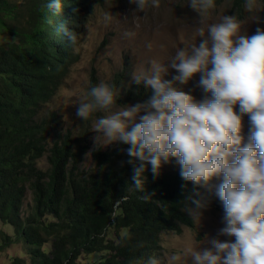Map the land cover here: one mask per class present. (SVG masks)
Returning a JSON list of instances; mask_svg holds the SVG:
<instances>
[{
    "label": "trees",
    "instance_id": "16d2710c",
    "mask_svg": "<svg viewBox=\"0 0 264 264\" xmlns=\"http://www.w3.org/2000/svg\"><path fill=\"white\" fill-rule=\"evenodd\" d=\"M48 2L0 0V33L17 38L0 44V222L14 228L12 234L0 230V252L23 241L30 261L18 256L13 264H146L161 248L162 232L196 228L184 200L200 188L183 180L180 169L157 177L148 165L145 191L138 192L131 185L129 145L122 142L93 149L95 167L83 169L87 138L59 132V114L42 111L81 58L77 48L96 0H63L61 15L51 13ZM232 2L239 11L246 0ZM61 22L76 32L75 46L58 33ZM126 75V67L117 74L116 92ZM98 84L94 76L92 87ZM149 95L134 83L117 103ZM43 158L46 169L38 165ZM148 192L150 199H141ZM215 194L204 196L220 210Z\"/></svg>",
    "mask_w": 264,
    "mask_h": 264
},
{
    "label": "clouds",
    "instance_id": "9594fccd",
    "mask_svg": "<svg viewBox=\"0 0 264 264\" xmlns=\"http://www.w3.org/2000/svg\"><path fill=\"white\" fill-rule=\"evenodd\" d=\"M130 3L137 12L160 7V0ZM189 6L199 14L196 32L204 39L184 44L167 62L153 58L147 70L133 71L132 82L150 93L144 102L113 110L115 86L101 82L81 95L76 116L85 123L93 120V132L100 133L95 137L98 147L115 142L129 145L131 185L140 193L146 188L147 166L158 177L172 158L185 181L203 188L214 179L220 181L216 195L222 202L223 227L218 235L229 239L205 237L203 243L198 239L187 243L167 257L168 264H264V29L245 34L238 14L207 23L217 7L215 0H189ZM244 7L254 16L261 11L258 0H246ZM47 9L61 15L63 0H49ZM111 19L105 15V20ZM57 31L70 45L77 44V34L67 22H61ZM170 70L177 74L166 79ZM197 74L196 86L205 94L200 100L185 90ZM152 195L148 192L141 199L147 201ZM184 201L187 213L202 221L210 206L208 198L195 191ZM205 243L210 247L202 248ZM146 264L160 261L152 256Z\"/></svg>",
    "mask_w": 264,
    "mask_h": 264
},
{
    "label": "rangeland",
    "instance_id": "374dc122",
    "mask_svg": "<svg viewBox=\"0 0 264 264\" xmlns=\"http://www.w3.org/2000/svg\"><path fill=\"white\" fill-rule=\"evenodd\" d=\"M101 1L96 0L95 8L82 36V44L77 48L81 56L80 60L73 66L71 74L65 80L56 97L42 111L43 116L51 112L59 114L60 121L57 123L59 132L71 131L74 136L83 135L87 138L91 150L84 158L83 169L85 170L95 167L91 151L99 148L96 145L95 137L100 133L93 132L92 119L85 123L76 116L78 107L76 103L81 95L92 87L94 76L99 80V84L105 82L115 85L117 74L124 72L126 67L127 78L122 83L124 89L117 91V100H119V93H125L134 84L132 82L134 70H147L148 61L153 58L167 62L184 44H191L196 40L199 43L204 39V37L198 38L196 28L199 26V14L189 6V0H160V7H148L144 12H137V6L130 3V0ZM258 3L261 5V11L254 16L247 12L245 7L239 11L235 9L232 0H222L216 4V9L212 10L207 23L218 22L223 15L238 14L244 21L245 34L253 35L257 28L264 29V2L258 0ZM106 14L111 15L110 21L105 20ZM256 19H259V22L255 21ZM207 23L204 25L205 30ZM128 33H132V35H128ZM16 40V36L0 33V44H12ZM105 41H107L106 45H104ZM148 45H151V48ZM174 74H177L175 70H170L169 75L165 78L171 79ZM198 80L199 74L185 86V90L200 100L204 98L205 94L196 86ZM122 97L125 95L123 94ZM138 102L144 101H129L124 105H134ZM124 105L116 103L113 110H119ZM97 115H103V113ZM244 122V135L247 137V116L244 117ZM55 136L53 131L51 139ZM116 143L102 148H111ZM38 165L40 168L46 169L48 167L46 158L39 161ZM178 169L180 166L176 162V158H172V162L165 164L161 171L172 172ZM219 183L218 179H214L210 187H199L200 192L202 194L216 193V186ZM222 215L223 208L215 210L209 207L204 211L202 221L195 219V229L185 227L180 233L169 230L162 232L161 248L154 256L159 259L160 264H168L167 257L172 252L180 250L187 243H196L197 239L200 240L199 243H203L205 237L227 241L229 238L218 235V230L223 227ZM0 230L11 234L14 232L11 225H5L2 222H0ZM22 242L18 241L1 251L0 264H13L12 258L18 256L30 261L28 255H25V244ZM204 247H210V245L205 243L202 245V248ZM189 264L192 262L189 261Z\"/></svg>",
    "mask_w": 264,
    "mask_h": 264
}]
</instances>
